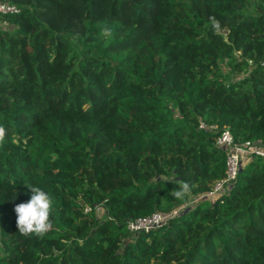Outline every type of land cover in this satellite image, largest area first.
Listing matches in <instances>:
<instances>
[{"label":"trees","instance_id":"1","mask_svg":"<svg viewBox=\"0 0 264 264\" xmlns=\"http://www.w3.org/2000/svg\"><path fill=\"white\" fill-rule=\"evenodd\" d=\"M0 1L21 10L0 19V264H264L263 158L192 204L224 130L264 142V0ZM29 186L44 235L18 231Z\"/></svg>","mask_w":264,"mask_h":264},{"label":"built area","instance_id":"2","mask_svg":"<svg viewBox=\"0 0 264 264\" xmlns=\"http://www.w3.org/2000/svg\"><path fill=\"white\" fill-rule=\"evenodd\" d=\"M20 8L8 2L0 1V19L5 15H14L20 13ZM264 67V61L262 63ZM200 129L217 131V126H207L205 123L200 124ZM217 146L223 148L227 152V169L224 179L216 182L211 191L201 195L192 203H197L203 200H215L224 192L229 190L237 180V177L246 163L254 158L264 159V142L261 140L251 142L247 141L242 144L235 142L233 134L229 130H224L217 139ZM186 206L180 207L172 214L164 215L160 212H155L150 216L138 218L128 222V229L134 235L139 233H149L165 225L170 219L177 216L183 211ZM86 212H90L91 208H87Z\"/></svg>","mask_w":264,"mask_h":264},{"label":"clouds","instance_id":"3","mask_svg":"<svg viewBox=\"0 0 264 264\" xmlns=\"http://www.w3.org/2000/svg\"><path fill=\"white\" fill-rule=\"evenodd\" d=\"M4 134V129L0 128V141L3 140ZM27 188L30 189V198L14 207L18 231L25 235H44L51 227L52 198L39 186ZM187 188L188 185L184 184L182 190L173 191L172 194L179 198Z\"/></svg>","mask_w":264,"mask_h":264},{"label":"rangeland","instance_id":"4","mask_svg":"<svg viewBox=\"0 0 264 264\" xmlns=\"http://www.w3.org/2000/svg\"><path fill=\"white\" fill-rule=\"evenodd\" d=\"M224 70L226 71V67H224ZM194 204V203H192ZM103 211L99 212L98 217H102ZM0 255H2V251L0 250Z\"/></svg>","mask_w":264,"mask_h":264}]
</instances>
